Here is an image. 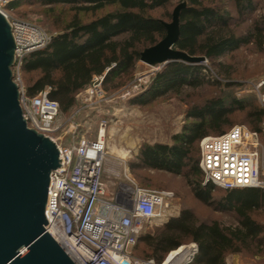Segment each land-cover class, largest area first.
I'll use <instances>...</instances> for the list:
<instances>
[{"label": "trees", "instance_id": "trees-1", "mask_svg": "<svg viewBox=\"0 0 264 264\" xmlns=\"http://www.w3.org/2000/svg\"><path fill=\"white\" fill-rule=\"evenodd\" d=\"M261 1L13 0L4 9L8 13L25 6L38 7L51 16L55 33L46 46L22 58L20 73L26 96L46 91L47 97L58 103L59 112L69 115L76 95L90 85L93 76L104 75L102 86L107 92L127 85L140 53L165 37L163 23L171 21L173 9L182 2L185 7L179 13L174 49L204 57L218 75L229 79L231 66L223 64L225 58L242 49L264 53V15L257 14ZM156 11H162L161 15H153ZM9 17L28 22L23 14ZM203 70L206 68L201 64L169 62L126 102L130 107L145 106L172 96L186 117L170 144H142L129 163L142 188L173 191L182 205L178 216L141 233L132 255L161 264L170 251L195 243L197 253L188 264H226L231 254L264 262V190L216 191L210 182L202 185L203 173L198 167L202 138L225 133L234 125L261 133L264 106L255 98L224 97L219 92L222 89L187 102L181 98L186 88L234 87L229 80L205 79ZM236 113L242 114L239 120L233 118ZM136 173H143L144 178ZM183 185L191 195L186 200L180 197Z\"/></svg>", "mask_w": 264, "mask_h": 264}, {"label": "built area", "instance_id": "built-area-1", "mask_svg": "<svg viewBox=\"0 0 264 264\" xmlns=\"http://www.w3.org/2000/svg\"><path fill=\"white\" fill-rule=\"evenodd\" d=\"M11 1L0 0V14L10 24L15 45L13 68L18 72L22 58L46 46L51 36L28 22L11 20L4 9ZM103 79V74L93 76L78 95L86 105L105 100ZM14 82L17 84L15 76ZM261 100L264 103V96ZM19 105L26 126L49 138L58 149L59 167L49 175L44 230L74 264H156L153 259L134 257L132 251L144 223L170 215L173 193L136 186L108 193L102 180L106 122L99 124L95 138L81 137L74 145L64 146L54 137L59 105L46 91L28 97L19 86ZM263 137L264 123L261 133L234 125L225 133L202 138L198 167L203 185L210 182L221 189L264 190ZM196 253L195 243L182 245L170 251L161 264H188Z\"/></svg>", "mask_w": 264, "mask_h": 264}, {"label": "rangeland", "instance_id": "rangeland-1", "mask_svg": "<svg viewBox=\"0 0 264 264\" xmlns=\"http://www.w3.org/2000/svg\"><path fill=\"white\" fill-rule=\"evenodd\" d=\"M261 10L258 15H264V1L260 2ZM162 11L153 13L155 16H160ZM8 14L17 18L23 14L26 21L37 24L42 27L50 36L55 31L50 20L52 19L45 9L38 7H21L16 11H8ZM225 66H231L230 78L218 75V73L210 67L207 60L200 63L206 70H203L205 79L218 80L220 82L231 81L234 87L229 89L222 86L220 89H214L208 85L198 89H184L182 97L187 102H195L198 99L215 95L217 90L224 97H236L243 100L256 99V102L264 106L261 98L264 96V53H257L252 49H242L234 55L225 58L223 61ZM160 66H148L140 61L136 64L131 81L122 88L107 92L104 90L105 100L99 104L86 105L84 100L76 95V105L69 115L59 112L54 137L59 138L60 143L64 146L74 145L81 138H95L99 124L106 122V141L107 143L116 144L119 148L124 149L129 153L126 158H119L109 154L106 150V156L103 163L102 180L106 185L107 191L118 192L125 188L140 187L139 181L130 171L129 163L133 162L138 149L142 144L162 143L170 144L171 136L180 132L185 115L183 110H179L176 101L172 96H166V99L155 101L152 104L145 106L130 107L126 104L127 100L139 94L141 89L145 87L150 78L160 69ZM17 84L24 89L20 71L12 69ZM242 114L236 113L233 118L239 120ZM121 122V123H120ZM114 123H117L115 126ZM129 131L126 132V128ZM115 128L116 132L111 136L110 130ZM110 136V137H109ZM215 136V135H209ZM110 138V139H109ZM108 139V140H107ZM134 148L137 151H134ZM152 176L153 173H148ZM141 179L144 178L143 173H136ZM204 176H202V185ZM160 190V189H159ZM222 190L216 186V191ZM173 195L175 194L171 191ZM217 192H215V196ZM182 200L191 198L189 188L183 185L180 191ZM182 208L181 203L173 198L169 210V216L159 217L155 220L144 223L142 233L146 230L155 229L161 226L168 219L178 216ZM204 209L203 212H205ZM214 216L219 214L214 213ZM224 222L230 223L228 217H222ZM186 245V244H184ZM226 264H264L259 260H253L245 255L231 254L226 257Z\"/></svg>", "mask_w": 264, "mask_h": 264}, {"label": "water", "instance_id": "water-1", "mask_svg": "<svg viewBox=\"0 0 264 264\" xmlns=\"http://www.w3.org/2000/svg\"><path fill=\"white\" fill-rule=\"evenodd\" d=\"M184 7L182 2L173 9L171 21L163 23L165 37L140 53L141 63L163 67L205 61L174 49ZM14 49L10 24L0 14V264H74L44 230L49 175L60 160L56 145L29 129L22 117L12 72Z\"/></svg>", "mask_w": 264, "mask_h": 264}, {"label": "bare ground", "instance_id": "bare-ground-1", "mask_svg": "<svg viewBox=\"0 0 264 264\" xmlns=\"http://www.w3.org/2000/svg\"><path fill=\"white\" fill-rule=\"evenodd\" d=\"M121 123V122H120ZM115 124V126L117 125V123H114ZM129 131V128L127 127L126 128V132H128ZM110 135L112 136L115 132H116V130H115V128H113V129H111L110 131ZM103 133H105V136H107L106 135V130H104L103 131ZM110 137V136H109ZM110 139V138H109ZM108 140V139H107ZM107 148H108V150H109V154H111V155H114V156H116V157H119V158H126L127 156H129V153L127 152V151H125L124 149H122V148H119L116 144H114V142L112 143H107V147H106V150H107ZM134 150H135V148H134ZM182 251V249L181 250H178L175 254H178V253H180Z\"/></svg>", "mask_w": 264, "mask_h": 264}, {"label": "crops", "instance_id": "crops-1", "mask_svg": "<svg viewBox=\"0 0 264 264\" xmlns=\"http://www.w3.org/2000/svg\"><path fill=\"white\" fill-rule=\"evenodd\" d=\"M108 193H115V192L108 191Z\"/></svg>", "mask_w": 264, "mask_h": 264}]
</instances>
